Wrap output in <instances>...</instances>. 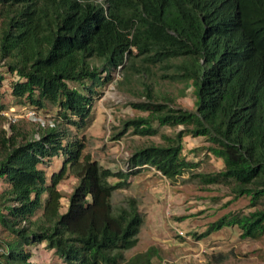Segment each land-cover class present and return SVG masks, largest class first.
I'll return each mask as SVG.
<instances>
[{"label": "trees", "instance_id": "1", "mask_svg": "<svg viewBox=\"0 0 264 264\" xmlns=\"http://www.w3.org/2000/svg\"><path fill=\"white\" fill-rule=\"evenodd\" d=\"M0 69L16 78L7 106L0 72V264H35L42 244L64 264H154L155 248L126 257L144 222L137 200L115 209L112 199L143 168L169 180L197 169L187 137L207 144L191 153L223 163L192 177L225 187L227 204L250 200L248 212L224 215L203 236L237 227L242 239L264 237V0H0ZM121 69L120 84L138 77L146 97L131 104L144 115L124 130L162 138L137 149L128 172L85 153L94 103ZM159 80L183 86L160 94ZM190 87L193 110L177 104ZM11 107L40 117L54 109L58 120L34 121L32 132L13 123L9 134ZM156 124L182 129L162 134ZM56 157L62 166L48 175L42 167ZM69 173L78 182L62 213L58 187Z\"/></svg>", "mask_w": 264, "mask_h": 264}, {"label": "rangeland", "instance_id": "2", "mask_svg": "<svg viewBox=\"0 0 264 264\" xmlns=\"http://www.w3.org/2000/svg\"><path fill=\"white\" fill-rule=\"evenodd\" d=\"M0 72L5 76L2 102L11 106L15 103L11 86L16 78L5 73V69H0ZM158 72L160 75V71ZM125 76V69L114 73V82L106 87L95 101L91 123L84 133L87 144L85 153L90 154L105 168L128 172L132 154L150 142L161 143L162 138L159 135L141 137L134 135L133 129L124 130L123 121L144 115L133 109L131 104L146 100V97L140 95L144 89L138 77L122 86L120 83L125 82ZM71 86L78 85L71 83ZM182 86L159 80L156 92L177 94ZM191 90L190 87L186 98L178 99L179 107L194 109ZM30 111L26 107L9 108L5 112L8 119L4 121L3 128L10 134V126L15 123L23 130L32 132L38 129L37 125L32 123L34 121L48 125L58 120L54 109L47 114L42 112L41 117L37 115L30 117ZM155 127L160 133L168 135L182 129L161 127L158 124ZM120 133H123L122 137L115 139ZM206 145L203 138L187 137L184 140L187 159L200 163L193 172L169 180L151 167L143 168L130 177L127 187L114 193L112 204L115 209L126 206L129 198H135L144 219L138 243L126 252L127 258L155 248L158 256L154 264H264V237L260 240L242 239L237 227L223 228L203 236L210 225L224 215L248 212L250 203L248 198H240L234 203L227 204L231 197L227 196L228 191L225 187L217 185L206 187L192 177V173H212L223 167L220 160L207 156L204 151L191 153L192 150L198 148L200 150ZM62 163V158L56 157L42 168L50 175L59 171ZM77 182L74 175L69 173L58 187L63 194L62 213L68 209V199ZM111 182L115 184L119 181L112 179ZM2 190L3 184L0 182V192ZM192 233H196L197 237L192 236ZM3 237L5 236L0 230V238ZM32 250L34 253L32 262L35 264H64L53 251L46 249L45 244L35 246ZM218 256L223 258L221 262L216 259Z\"/></svg>", "mask_w": 264, "mask_h": 264}, {"label": "built area", "instance_id": "3", "mask_svg": "<svg viewBox=\"0 0 264 264\" xmlns=\"http://www.w3.org/2000/svg\"><path fill=\"white\" fill-rule=\"evenodd\" d=\"M29 115H30V117H33V116H35L37 114H36V112L34 110H31Z\"/></svg>", "mask_w": 264, "mask_h": 264}]
</instances>
